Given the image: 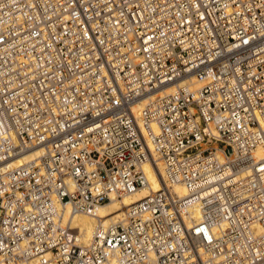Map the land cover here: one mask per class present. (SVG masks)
<instances>
[{"label":"built area","instance_id":"1","mask_svg":"<svg viewBox=\"0 0 264 264\" xmlns=\"http://www.w3.org/2000/svg\"><path fill=\"white\" fill-rule=\"evenodd\" d=\"M0 264H264V0H0Z\"/></svg>","mask_w":264,"mask_h":264},{"label":"bare ground","instance_id":"2","mask_svg":"<svg viewBox=\"0 0 264 264\" xmlns=\"http://www.w3.org/2000/svg\"><path fill=\"white\" fill-rule=\"evenodd\" d=\"M191 86H195L196 88L201 86V83L196 80H190ZM173 89H169L168 92H172ZM143 104H138L134 106V110L138 114L142 109ZM40 150H34L27 154H24L19 161V164L27 163L32 160H35L39 155ZM144 170L147 175V179L149 184L143 188H140L134 193L123 196L122 199L112 198L111 202H107L103 205H100L97 208L96 216L100 218L102 221L108 223L109 221H115L122 219L125 213L124 207H129L144 198L148 197L150 194L157 192L162 189V186L154 174L151 166L149 164L144 165ZM174 194L183 198L188 195L185 187L181 184H176L173 186ZM92 216L87 215H76L73 218V225L79 228L81 234V243L89 244L94 236L95 227L99 219Z\"/></svg>","mask_w":264,"mask_h":264}]
</instances>
